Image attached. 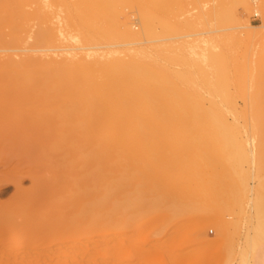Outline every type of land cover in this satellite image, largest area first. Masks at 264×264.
Masks as SVG:
<instances>
[{
    "label": "rangeland",
    "instance_id": "1",
    "mask_svg": "<svg viewBox=\"0 0 264 264\" xmlns=\"http://www.w3.org/2000/svg\"><path fill=\"white\" fill-rule=\"evenodd\" d=\"M141 1L142 0H96L97 3L94 4L92 7H90V10L96 13L98 20L94 21L95 23L92 22V20H91V21H89L90 23L88 22V24H86L85 22H81L79 20L78 16H76V10H75L76 0H8L9 6L13 7L18 13L21 14L20 15V22L23 23L24 28L20 32H18V35H15V36L7 34V33L5 35L4 34L0 35V57H2L3 59L15 57L14 59H16L17 56L20 55L19 56L20 58L21 57L24 58V57L29 56V57H33L36 60L38 59L40 61H43V59H45V60L48 59L47 57H43V56H46V54L49 56H51V54H52L54 56L55 54H58V53L61 54V52L63 54L65 52V53L82 55L86 51H99V50L100 51H106V50H110V49L111 50L112 49L113 50H116V49L122 50V48L127 49L129 47L130 48H140V47L145 48L146 47V51L149 50L148 52H150V53H148L149 57H150V54H153V55H151V57L153 59L159 60L160 58H163L164 61L162 59H160L159 61H161L162 64L166 68H168L170 70L174 69V70L178 71V70H182L181 69L182 66L179 63H177L176 61H174V57H176V58H178V57L187 58L188 57L187 58L188 60H190V57H192V58L195 57L194 59L191 58L193 61L195 59H200L199 57H201V59H203L206 57V55L210 56V54H207L208 52L209 53L211 51L215 52L217 49L220 48L219 50L221 51V54L223 53V55H224V56L221 55V59H224L223 61H225V62H222L220 60L219 61L224 63V64L227 63L225 65H227L226 69L228 70L226 72L227 75L224 76L223 74L225 73L224 72L225 68H223L224 73H222V75H223V78L225 77L224 79L220 78L221 75H215V73L213 72V70H211V68H207L208 65L206 66L205 62L203 63V61L206 58L203 60H199V61L201 62L202 65H205V67H206L204 69L205 72H203V73H205V77L210 76L208 79H211V80L203 78V74L200 73V75H199L197 70L194 69V71L197 72L196 77H197V81H199L198 84L201 85L200 89H202V87H203V90L205 91V92L204 91L202 92L200 90L201 93L203 94L202 96H204V99H203L204 105L209 106V105L215 103V101H216V103H218V105L220 104L223 107H227V104H228L229 106H231V108H235V110H237V112H236L237 113L236 118L238 117L237 119L233 118L235 116V114H233V112L232 113L230 112L231 114L228 115V117L224 119L225 122L223 121V118H222V121L220 120L222 123L219 121V119L218 120L212 119L213 121L209 120L210 122H207V120H205V123H204V120L203 121L185 120V121H183L184 123L181 120H180V122L178 120V122L173 121L172 123H166L171 128L167 127V125L165 123L164 124L163 123L162 124H155V125H153V124L145 125L144 124V127L148 126L146 128H148L149 130H150V127L156 126V129L150 130V133H151V131L154 130V132L156 131L155 132L156 134H158V135L161 134V135H159L160 138L158 137V135H156V137L158 139H156V138L153 139L155 137L154 132H153L154 137L152 136V138H151L150 133H148L149 132L148 129H144V131H148L146 133L143 130H142L143 132L142 131L141 132L135 131L136 132L135 134L138 135V136H135L136 138L139 137V134H141V135L144 134L143 136H145L147 134L146 135L147 137L145 136L147 140L145 138H142L141 135H140V139L142 138L143 140L142 139L140 140L139 138L138 139L133 138L134 133H131V135L129 134L127 136H122V135H120L119 137L117 136V139L122 138V140L121 139L117 140V143L119 141L118 146H121L122 144L125 143L127 145V147L124 146V147H126L125 148L126 150L123 152L122 149H124V148H121L123 146H121L120 149H118V146H117L116 151L114 152L115 155H112L113 153L111 155L113 157L115 156L116 157L115 159H117V160H118V157H120L121 159L120 158L119 159L121 160V162H122V160L124 162L126 160V163H128V164H130L129 162H127L129 159H130V162H133L131 160V157H132V159L133 158L135 159L137 157L135 159L136 161H134V163L135 164L139 163L140 165H142L143 169L140 168L141 166L139 164L137 165L138 166V168H137V166L134 165L133 163H131V165L129 166L128 164H125L124 162H122L123 164L128 166V168L127 167L124 168L125 165H121L120 160H118L119 161L118 165L119 166L121 165L123 167V169H122V167H119L118 165H116V168H115V164L118 163V161L117 162L113 161L114 163L116 162L115 164L111 163L114 158L110 155L111 156L110 158H113V159L111 161H109V163L113 164L114 168L117 169V171L120 170V172L119 171L117 172L114 168H112L113 167L112 165L109 166V163H107V165L109 166V167H107L108 172H107V170L105 171L106 167L103 170H104V175L106 172L109 173V175L104 176L102 174L103 172L101 173V175H103L104 180L106 179V177H109L110 179L109 180H107L108 178L106 179L107 181H109L108 183L105 182L106 180L104 181V185L107 183L104 187L109 188L110 181L112 182L113 179L115 180V178L111 179V177L114 176L113 173L116 175L114 177L119 178V179L116 178V180H115L116 186L114 184L115 181H113L114 189H116L117 187L119 188L122 185L124 186V183L126 185H128L130 183L128 181L129 180L131 181V179H132V183H133V181L135 183L136 180H133V178L137 175L136 173L137 172L139 173V171L141 170V172L143 171L142 173L144 176H142L141 174H140L141 176H139V174H138L137 176H139V177L137 178V176H136L134 178V179H137L135 185L141 183L142 187H144L143 185H145L144 189H146L147 187H152V189L147 188V190H146L147 193H149L148 191H150V190L153 193V191H154L153 188H156V192H155L156 194L155 193H153V194H155L156 196H159L158 195L159 192H160V194L161 193H167V191L170 192V189H169V188H171L170 186H172L175 183L171 188V190H173V188H174V190L172 191L173 194H171L172 196L169 194V192L167 194L171 198L173 197L174 194H176L175 195L176 197H173L171 199V198L167 197L168 196L167 194L165 196H163V194H161L160 195L161 197H166L167 200L171 199L173 201V203L169 204L171 201H169V203H168L166 198H164L166 201L164 199H161L162 201L164 200V204L161 203L162 207H163V205L164 206L166 205L164 208H162V210L159 209L161 205L160 206L158 205L159 207L156 206L157 210L159 209L158 211L156 210L157 213H156V211L152 212V210H154V209H152L150 213L145 212L147 215H145V213H142L143 212L142 211L141 214H144V216L143 215L139 216L140 210H138V209H141L142 206L138 207V209H137V205H138L137 202H139V201L141 202L143 200H146V203H147V199L150 198L151 194L149 193L150 196L147 197V196H145L147 194L145 191H143L144 193L139 192L138 189L143 190V188L140 189L139 185L137 186L139 188H137V187L135 188V186H133L134 191L130 187L133 184L132 185L129 184V188L127 186H126V188H124L125 186L124 187L122 186L121 187L122 190L125 189L127 191L131 188V190H129V192L133 191V192L129 193V192H125V191L120 190V191H122V193L125 192L126 195L123 193L124 197H126L128 195L127 193L131 194L130 196L132 197V199L128 198L129 196L126 197L127 199L126 198L125 199L128 201L131 200L132 202H130V203H132V204H130V206H128L129 202L124 201L125 207L128 206L130 211L133 210L132 211L133 214H135V210L137 209L138 213H136V214H138V215H136V214L135 215L139 216V217L135 216L136 218L133 215H131L132 213L129 212V210H128L129 213L127 212L128 207L124 208V205H123V208L121 207V209L118 207L119 205L117 206L121 210V212L116 210L117 216L114 213L115 212L114 210H113L114 212H112V210H110L112 212L110 215H109V211L106 210L109 207H110V209L113 208L114 207L113 205H115L116 203L117 204H120V203L124 204L123 200H125V199L123 198V196L120 194L121 192L119 191V189H121V188H119L118 190L116 189L115 191L120 192L117 194L120 195L122 197V199H121V197L115 199L117 202H115L113 204L111 201H114V200H110L111 203L110 202L109 203L112 204V206L110 204H109L110 206L106 205L105 210H104V206H105L104 201L106 199L104 197L103 198V199H105V200H103L104 203L102 206H100V209L104 213V215L105 214L107 215V213L105 211L108 212V215L110 217L112 214H113V216L115 214V216L114 217L112 216V217L114 219H116L118 217L117 219H120V220H118V222H120V221L122 222L126 216V219L122 223L120 222V224H117L118 226L113 225V227H112V225H111V227L113 228L112 232L114 230V232L116 234L114 235V233L110 232L111 235H107L108 237L110 236L109 237L110 239L111 238L113 240L115 239L114 241H116V240L120 241L119 239L121 238V240L123 241V243H121V244H125V245L120 244L121 246L118 245L119 247H117L115 244H117L118 242H115L113 244L112 239H111V241H107V243L110 246L113 244L117 247V249H116V248H114L115 246H113V248L115 250L114 252H116V251L117 252L114 253L113 257L107 258V260H109V262H107L105 264H117V263L123 264L124 262H126L127 264H128V262H129V264H131V263L132 264H145V262H147L146 264H148L149 259L154 257V255L156 256V257H154L155 260L158 259L161 262L164 259V261L161 262V264L162 263L163 264H173L176 261L175 258H177V256L179 257V255L182 257V258H179V260L182 262L180 263V261H178V262L176 261L177 262L176 264H182L186 259H187V261H185L186 264L188 263L189 260L191 261V262L189 261L190 264H195V263L196 264H260V263L264 264V38H260L259 40H257V42L255 41L256 43H253L254 41L248 42L247 40L244 39L243 36H242V38L240 37V39L234 36L238 31H240V29L238 27L243 26L244 24H248V25L254 26V27H261L262 25H264V0H163L162 4L160 6L154 5L153 1H151V0H144L143 2H141ZM254 12H258L259 18L256 19V18L252 17ZM126 26L132 27L133 31L137 32L136 37L124 38L121 35L122 31L124 30V27H126ZM241 31H242V29H241ZM229 34H230V36H229ZM220 38H222V39H220ZM230 38H232V39L235 38L232 43H230L231 42ZM185 41L186 42L188 41V42L186 43ZM182 42L183 43L185 42V43L183 44ZM220 42H221V44H220ZM187 44L188 45L190 44L192 47L190 45L188 46ZM158 47H160V48H158ZM157 49H158V52H156ZM161 49H162V51H161ZM29 50H33V52L29 53ZM159 50L162 54L159 53ZM219 50H217V51L220 52ZM195 51H196V53L194 54ZM218 52H217V54H218ZM217 54L214 56H217ZM156 55H157L158 59H157ZM196 56H198V57H196ZM176 58H175V60H176ZM57 59L60 60V59H62V57H60V58L58 57ZM196 61L197 60H195V62ZM194 71H193V73H194ZM206 73L209 76H207ZM213 73H214L215 77L220 78L219 81H217L216 78H214ZM200 77L204 79V80L202 79L204 81L203 84H202V81H200L201 80ZM207 80H208V82L210 81L212 84L209 82L208 83L209 85L205 88V85H207ZM212 90H214L213 92H215V93H213ZM208 92L209 93L212 92V94L210 95ZM209 96H210V98H209ZM211 97L213 98V101H212ZM208 100H210V101H208ZM39 105H40V103L38 104V102L33 103L32 105L31 104H23L20 106V108L18 110L20 113H26V110L39 108ZM51 110H53V109H51ZM215 120L217 121V123L215 122ZM166 121L169 122L170 120H166ZM189 121L192 122L190 125L191 129H186V128H189V124H190ZM236 121H238V122H236ZM185 122H186V124H185ZM197 122H199V123L202 122L200 124L201 126ZM213 122L216 124L214 125ZM55 123L56 122H53L52 128L50 129L51 131H50V130L43 129V128L39 127L38 125H30L27 122L18 123L16 119H12V118L9 119L8 115L7 114L5 115L4 119H2V122H0V180H13L16 176H20V174H22V175H26V178L23 180L22 184L24 187H28L30 185V179H29L30 176L35 177V178H42V179L50 178L51 179V176H53L57 172V170H60L59 164H53V161L51 160V157H50L53 155V152H54L53 150L58 149V148H54V146H56V145L52 144V141H53L52 138H54L55 131H56ZM175 123H177L178 125ZM194 123L197 125V127L196 126L193 127L195 125ZM210 123H213L212 127H214L213 129H215V130L218 129L217 125L220 126L219 128L223 127L222 128L223 132H220V133L216 132V134H215L214 130L212 131L207 126L208 124L210 125ZM224 123L226 125H228V127L224 126L223 125ZM174 124H175V126H174ZM192 124H194V125H192ZM205 124L207 127L205 126ZM141 125L142 124H139L138 126H141ZM157 125L160 127L166 125L165 127L167 129L169 128V130L166 129L165 131H163L164 130L163 129L162 130L163 134H162L161 128L158 129ZM181 125H183V126L181 127ZM229 126H231L230 127L231 130L229 129ZM200 127L206 128V132H205L206 135H205V133H202L204 131L201 130L202 131L201 133H202L204 139L203 138L200 139V137H202V135L200 134ZM212 127L210 125V128H212ZM197 128L199 129V131L195 133L194 130H198ZM181 129H183V130H181ZM157 130L158 131L160 130L161 133L157 132ZM173 130H176V131H174V133L176 132V134L173 133ZM184 130H187L186 132H184L185 136H184V134H182ZM188 130L190 132H188ZM203 130H205V129H203ZM209 130H211V131H209ZM179 131H182V133ZM208 131L213 132V134L216 135L215 136L211 133L215 137V139L214 138L210 139L212 137V135L210 137V133H208ZM216 131H221V129L216 130ZM187 132H188V134H186ZM191 132L195 136L192 135ZM166 133H167V135H165ZM172 133H173V135H172ZM177 133H179V136H177L178 135ZM229 133L231 136L229 135ZM169 134L172 136H170ZM220 134H222V135H220ZM151 135H152V133H151ZM207 135H209V136H207ZM131 136H133V137H131ZM148 136L150 137V139ZM182 136H183V139H180V138H182ZM204 136L208 137L209 139L204 137ZM191 137H193L194 141ZM167 139H170V140H167ZM138 140H140V143L137 142ZM150 140H151V142H149ZM156 140H158V141L160 140V143H162V142L163 143L160 144L158 141L156 142ZM180 140L182 142L184 140H186V141H184V143L182 145V142H180ZM211 140H215L216 143H215V141H211ZM218 140H220V141H218ZM134 141H136V143H134V144L131 143ZM146 141H148L149 143ZM167 141H170V142H167ZM207 141H209V142L207 143ZM239 141H240V143H239ZM154 142L157 146L154 144ZM120 143H121V145H120ZM137 143L139 144V146L141 144L142 149L138 146ZM172 143H174V144H172ZM178 143L181 144L182 146L181 145L179 146ZM200 143L201 144L203 143V144L201 145ZM132 144L134 145V148H133V146L131 147ZM150 144H152V145H150ZM153 144L159 150H157L156 147L153 146ZM159 144L163 149L165 148L164 150H166V151L161 150L162 148H159L160 147ZM163 144L165 145L164 147H163ZM206 144H208L207 145L208 147L206 146ZM212 144H214V145H212ZM216 144H217V146H216ZM222 144H223V146H222ZM240 144H242L244 147L243 146L241 147ZM145 145H146V147L149 146L151 148V149L149 148V151H151L154 147L155 149H153V150H155V151L161 150L164 152L160 151L161 154H159V152H158V154L161 155V156H158V154L156 153L157 151L156 152L152 151L153 154L155 153L159 157V158H157V156L156 157L154 156L155 154L154 155L150 154L152 152H149L147 150L148 147L147 148L144 147ZM168 145H170V147H168ZM210 145H212V147ZM171 146H172V148H171ZM178 146H179V148H178ZM186 146H187V148H186ZM190 146L192 147L191 149L189 148ZM202 146H203V149L201 151ZM227 146H228V148H227ZM56 147H59V146H56ZM136 147H137L138 151L136 150ZM174 147H175V149H174ZM176 147L178 149H176ZM209 147L213 148V150L212 149L210 150ZM237 147L238 148L240 147V148L238 149ZM181 148H183L185 150V152H183L184 150ZM205 148H206V152H205ZM214 148H216V149L218 148L217 153H216V149H214ZM130 149H133L134 151L133 150L131 151ZM173 149H174V151H173ZM179 149L182 150L181 154L179 153L181 151ZM233 149H234V151H233ZM119 150L121 151V153ZM140 150H144L145 152L142 151V153L139 154L141 156L135 154V153H140L139 152ZM168 150H171V151H168ZM176 151H178V153ZM200 151L202 153H200ZM207 151H208V153L209 152H211V153L208 154ZM130 152H134V153L129 154ZM147 152H148V154H147ZM226 152H228V153H226ZM229 152L231 153V155H228V154H230ZM80 153H82V152H80ZM90 153L95 154L97 152H94V151L91 152L90 151L89 155H90ZM124 153L125 154L127 153L125 155L126 158L124 157ZM144 153L146 154L145 157L142 156ZM192 153H194V154H192ZM218 153H220V154L223 153V154L220 155ZM116 154H118V155H116ZM162 154H163L164 158H163ZM165 154L166 155L169 154V159L172 157V159H170L171 160L170 161L168 159V155L166 156L167 157L166 160H168L170 162L169 163L168 161H166L167 164L169 163L168 165L165 163H164L165 165L162 164L163 163L162 160L165 159ZM173 154H174V157L171 156ZM202 154H204L203 157H202ZM216 154L218 156H216ZM226 154H227V156H226ZM244 154H247V156ZM78 155H77V158H80V156L78 157ZM175 155H177V156H175ZM208 155H210L211 157H208ZM127 156H129V159H127L128 158ZM138 156L140 158L141 157L143 158V160H141L142 162L138 160V158H139ZM199 156H201L203 159ZM220 156L223 159H220L219 158ZM87 157L89 158V156H87ZM207 157H208V159L210 158L211 160L210 159L207 160ZM216 157H218L219 159H217ZM225 157H226V160H225ZM237 157H238V161H237ZM160 158L162 159L160 162H162L161 164L163 165V167L161 166V168H159L161 165L160 162H158V161L156 162V159L160 160ZM179 158H181L180 159L181 161L179 160ZM198 158H201L203 161L202 160L200 161V159H198ZM148 159H150V160L148 161ZM153 159L155 160L154 161L155 164L156 163H158V164L155 165L154 162L152 161ZM173 159H175V161ZM176 159L179 160L180 163ZM182 159H183V161H182ZM193 159H195V160H193ZM196 159L199 162L196 161ZM79 160L80 159H78L77 161H79ZM145 160L148 161V163ZM205 160H206V162H205ZM220 160L224 163L220 162ZM208 161H209V163H208ZM213 161H215V162L213 163ZM241 161H242V163H240ZM145 162L148 165L150 163L149 168L145 167ZM192 162H194V163H192ZM201 162H202V164H200ZM211 162H212V164H211ZM232 162L233 163L235 162L234 165L232 164ZM230 163H231V165H230ZM77 164H78V162H77ZM172 164H173V166H172ZM203 164H205V166H207V164H208L209 168L207 166L206 168H208V169H206ZM224 164H225V166H224ZM227 164H228V166H226ZM62 165H61V168H62ZM66 165H68L66 169L70 168L69 171L72 170V168L74 167L72 163L70 165L69 164H66ZM132 165H134V166H132ZM169 165L172 168H174V166H177L178 169L176 167H175L176 169L175 168L170 169ZM194 165H197L199 167H197V166L195 167ZM219 165H221L223 168L220 167ZM135 166L137 169H140V170H137L135 168ZM151 166H153L152 169H153L154 173L151 171ZM156 166H158L159 170L156 168ZM164 167H165V169H168L169 172H167V170L164 171L163 170ZM189 167L192 168L191 169L192 171H195L199 168L198 171H196L197 174L201 173L198 175L199 177L201 175H204L205 173H207V174H205V176L200 177V179H202L201 181L198 178V176L195 175L196 172H193L194 174L188 173V178H187V176H186L187 172L188 171L192 172L191 170H189ZM224 167H225V169H224ZM131 168H134V169H132L133 173H131L129 171ZM210 168H212V169H210ZM124 169L126 171L128 170V172L130 173V175H128L129 178H128V176L126 178V176H124V175H123L124 178H122L121 173L126 172V171H123ZM160 169L163 170V172L167 175V180H166V175ZM193 169H195V170H193ZM121 170H122V172H121ZM135 170H137V171L134 172ZM170 170L171 171L174 170V171L171 172ZM219 170H220V172H219ZM150 171H151V173L154 174V176L152 174L153 177L150 175V177H152V178L146 179L145 176H146V174L149 176L148 173H150ZM159 171L161 172V174ZM182 171H184V172H182ZM228 171H229V173H227ZM146 172H148V173H146ZM157 172H159L160 175ZM174 172H176V173H174ZM111 173H112V175L110 177ZM162 173L165 176H163ZM171 173H174L175 175H173V174L171 175ZM210 173H216L215 175H217V176H215L214 174L212 176V174H210ZM220 173H221V175H223L222 179H220L221 178ZM126 174H127V172H126ZM131 174H133V175L131 176ZM156 174L161 176L160 179L158 178L159 176H157ZM180 175H182V177H180ZM183 176H185V177H183ZM211 176L213 179L211 178ZM214 176H215V180H214ZM130 177H133V178H130ZM155 177H157L156 178L157 180L159 179L158 184H160V186L162 184L160 182L161 178L162 179L164 178L166 183L169 182L166 185L165 181L162 180V182L165 183V185L163 183L162 186L164 185L165 188L167 187L168 188L167 191H165L166 189L164 190L163 187H159L156 185ZM176 177H178V178H176ZM216 177H217V179H220V181H218L216 179ZM141 178L143 181L139 182V181H141ZM204 178L206 180L207 179H209V180L211 179V180L206 181ZM125 179H126V181L128 180L127 181L128 184H127V182H124L122 184L123 180L125 181ZM138 179H140V180H138ZM172 179H174V180H172ZM197 179H199L200 182H202L204 180V182H202V183H204V185L206 184L204 186L205 188H206V186L208 187L209 184H212V186L214 184H216L217 189L215 187H213V189L215 188L216 190L214 189V191L219 192L220 195L218 196V194H217L216 198L213 197V199L210 198V200H208V197L204 194L206 201L203 199V197H202L203 195L199 197V195H201V194H199L200 192L197 191V189H198L197 187H200L203 184L202 183L200 184V182ZM179 180H180V182H179ZM193 180L196 184H198V182H199L200 185L196 186L195 183L193 182ZM146 181L147 182L150 181V185L152 184V186H149V184H147ZM151 181H154V182L152 183ZM215 181H218L219 183H216ZM171 182L172 183L174 182V183L172 184ZM206 182H208V183H206ZM170 183H171V185H170ZM176 183H178V184H176ZM182 183L183 184L186 183V185H183ZM113 185H110V186L113 187ZM179 185L183 189V191L181 190V188L176 187ZM188 185L191 187V189L188 187ZM153 186H155V187H153ZM194 186H195V190H194ZM209 186H211V185H209ZM112 187L108 189L109 192H107L104 189L105 194L110 193V191H111L110 189H112ZM186 187H188V188H186ZM208 188L210 189L211 187H208ZM114 189H112V190H114ZM135 189L138 192H135ZM157 189H158V192H157ZM176 189H178V190H176ZM12 191H13L12 186H9L8 193L6 194V196H4L1 199H5V200L8 199L10 194L12 193ZM174 191H176L177 193H174ZM187 191H188V193L190 192L189 193L190 195L187 193ZM205 191H203V192H205ZM214 191H211V192H214ZM70 192H68L67 196L63 195L62 198H64V199L62 201H64V200L66 201V199H67L66 197H68L69 194H71V193L72 194L69 197L75 196L73 191L71 193ZM172 192H170V193H172ZM115 193L116 192H114V194ZM133 193H136L135 197L137 196L136 197L137 200L136 199L134 200L135 197H134ZM196 193L199 195H196ZM63 194H65V193H63ZM142 194L143 195L145 194L144 196H145V198L146 197L147 198L144 199V196ZM177 194L179 195V197H177L178 196ZM184 194H186V195H184ZM206 194H207V192H206ZM214 194H216V193H214ZM103 195H104V193H103ZM142 196H143V198H141ZM108 197H109V194H108ZM108 197H106V198H108ZM159 197H157V198H159ZM110 198H112V197H110ZM157 198L153 195L149 201H156ZM176 198H178V199H176ZM161 200H160V202H162ZM24 201L25 200H18V202L16 201L14 204H8L7 208L9 211H15V210L20 211L21 208H23L22 203ZM118 201H120V202H118ZM107 202H108V200H107ZM140 202H139V204H140ZM157 202H158V200H157ZM144 203L145 202L143 201V205L146 204V203L145 204ZM106 204H108V203H106ZM133 204H135V205H133ZM168 204L171 207L167 206ZM132 205L135 206L136 209H133ZM140 205H142V202ZM167 207L170 209H168ZM181 207H182V210L179 211V209H181ZM94 209L92 212L93 214L96 212L100 213L99 208H98V210L97 209L94 210ZM172 211L176 212V213H173ZM125 212H126V214H125ZM183 212H185V213H183ZM169 213H171V214H169ZM180 213H183V214L179 215ZM57 215L58 214L55 213L50 207H48V206L45 207V205L41 206V207L34 208L30 212V214H28V216L32 217V218L51 216V217H55V219H58L59 215L58 216ZM108 215H107V217L109 218ZM130 215H131V217H130ZM159 215H161L160 216L161 219L164 218L163 221L165 220L166 223L168 220L167 225L161 219L157 220L156 221L157 223L154 221L155 218L156 219L159 218ZM164 215H165V217H164ZM166 215L168 218L167 220L165 219ZM91 216H92V214H91ZM128 217H129V219L134 217L133 220H136V221H133L132 219H130L132 221V223L134 222L133 224L129 220L130 225L132 224L130 226V228H129V226H126L127 224H129L127 222ZM60 218L62 219L63 216H60ZM122 218H123V220H122ZM145 218H147L150 222L153 220L151 222V224L148 221V223L150 224V225H148V228H147V224H145L146 223L145 220H147ZM142 220H144V221H142ZM138 221H141V222L138 223ZM161 221L165 224V225L163 223L161 224L163 227V230H162V228L160 229ZM118 222L116 221V223H118ZM124 222L127 223V224L125 223L126 225L124 224L125 226L122 225ZM116 223H114V224H116ZM153 223L157 224L158 228L160 229L159 230L160 232H156L157 234L155 233V230L153 231L154 233L151 234V232L153 230L151 228H153V226L155 225V224L153 225ZM136 224L138 225V227ZM144 224H145V226H144ZM176 224L178 225L177 228L180 227L179 228V230H180L179 234L180 235L177 232L178 229L175 227ZM179 224H180V226H179ZM83 226H84V224H83ZM86 226H88V225H86ZM143 226L145 227V231H146V232H144V234L147 233V235L146 234L142 235V237L144 236V238H145V236H147V237L150 236V238L148 239V242L145 239L143 240L142 238H139L140 240L144 241V242L142 241V243H144V244L141 245L142 243L137 244V242L139 240L136 241L138 239L136 237L138 234H139V236H141L140 233H142L141 230H143L141 227H143ZM150 226H151V228L149 229ZM78 227L79 228H77L76 230H75V228H74V230H72V227H71V229L70 228L64 229L60 232L61 234L59 236H57L55 238H51V237L47 236L46 234H44L46 232H43L40 234L39 233H28L24 230V229H26V227L20 226L19 228H16L14 231H9V230L3 231L2 232V234H3L2 238L4 239L5 246H7L8 251H15V250L19 249L20 252L23 253L21 255L24 256V254L26 253L29 256L31 255L33 257H35V255L37 253L42 252V256L35 261L36 263L34 261H33V263H32V261L30 262L32 264H61V261H62V264H95V263L102 264V262H95L94 263L93 261L91 262L90 260H87L88 262L83 261L82 259L87 257V256L84 257V255H86L88 252L86 253V251H82V250L86 249L88 251V250L93 249V250L89 251L91 253L97 249L96 251L99 252L98 246H100V248H101L100 252H103L104 250H102V248H103L104 244L107 246H108V244H106L105 242L101 243L100 240H102V239L100 238V235H98V236L95 235L96 233H94V236H90L92 234H90L89 237L83 236V234H82L83 231L84 232L86 231L85 226L83 228L81 226H78ZM134 228H136V230H135L136 233L133 230ZM146 228H147V230H146ZM154 228L156 229L155 226H154ZM138 230H139V232H138ZM210 231L212 233H209ZM175 232H177V233L175 234ZM171 233L172 234L174 233V236H175L174 238H176V239L178 238V237H176L178 235L180 237L183 236L181 238H178L179 241L182 242V244H179V247L177 246L178 249L175 248L176 245H174V244H178L180 242L177 241L176 239H172V241L174 243L172 242V246H170V247H171V250H173V253H172V251L171 252L169 251L170 248H169V250L165 249V246L167 245V243H168L167 249L169 247V244L171 243V241L169 242V240H170L169 235H172ZM122 234H125V235H122ZM72 235L77 236V237L79 235V239H77V238L72 239L71 238ZM153 235H155V236H153ZM156 235H157V237H156ZM185 235H189L190 237L189 236L188 237L190 239H188V240H191L188 243H186L187 242L186 241L185 242L186 244L183 243L186 240L184 238L185 237L187 238V236H185ZM74 236H73V238H75ZM107 236H106V239L108 238ZM126 236H127V238H126ZM9 237H12L13 240H8ZM129 237H130V239H129ZM117 238H119V239H117ZM192 238H193V240H192ZM133 239H134V241H132V242H136V243L132 244V243H130L131 242L130 240H133ZM182 239H184V241H181ZM89 240H92V241H89ZM165 240H166V243L165 242L164 243L166 245L163 244V242H162ZM159 241H161L160 245H158ZM99 242H100V244H97ZM129 243H130V245H129ZM152 243H154V244H152ZM84 244L85 245L87 244V245L85 246ZM126 244L129 245L130 248ZM134 244L137 247H135ZM94 245H96L95 246L96 248L94 247ZM151 245L154 248L150 247ZM155 245L158 246V248L163 249V250L158 249V251H159L158 254L156 251L157 249H155V248H157ZM161 245L164 247H162ZM181 245H183V246H181ZM107 246H104V248H107ZM110 246H108V247H110ZM122 246H123V248H122L123 251H122V249H119ZM124 246H127L128 248H126ZM159 246H161V247H159ZM87 247H89L90 249H88ZM142 247H143V251L140 250L141 252L137 253L138 249H140V248L142 249ZM183 247H184V249H183ZM67 249L69 250V252L67 251L68 253L65 252ZM131 249L135 250V251H133V254H131L132 253ZM144 249H146V251ZM153 249H155V250H153ZM63 250H65V251H63ZM70 250H72V251H70ZM108 250H110V248ZM119 250H121V251H119ZM124 250H125V252H124ZM147 250L148 251L150 250V252H151L150 254H152L151 255L152 257L148 255V258L150 257L149 259L146 258L147 257L146 252H148ZM151 250L153 252L156 251V253H153ZM164 250H166V251H164ZM181 250H183L184 252ZM188 250H190V251H188ZM75 251H77V252H75ZM162 251H164L163 254H162ZM167 251H169L170 255H172V256L175 255V253L177 251V253H176L177 256L175 258L173 257L174 260L170 259L171 260L170 261V260L166 259L165 256L169 255V253ZM62 252L67 253V255L70 253V255H68V256H70L71 259H69L70 257H68L66 255L64 256V253L62 254ZM83 252H84V254H82ZM100 252L96 255L100 256V254H102ZM165 252H167V253H165ZM122 253L124 254L125 257L128 254H129V256H127L125 258ZM185 253H187L188 256H186L187 254H185ZM192 253L195 255L197 260L195 257H193ZM130 254L134 255V256L132 257ZM143 254H145L146 257ZM184 254H185L184 258L187 257L186 259L183 258ZM191 255H192V257H190ZM114 256H116V258H119V256L121 258L123 256V258H121L120 260H117V259H113V258H115ZM51 257H53V258H51ZM65 257L68 260H66ZM140 257L146 259V260H144L145 261L144 263H143V260H139ZM189 257L191 259H189ZM128 258H130V260ZM168 258H170V257H168ZM26 259L27 258H25V260ZM64 259L66 260V262ZM79 259L82 261H80ZM131 259H133V260L131 261ZM72 260H74V261H72ZM97 260L99 261V259H97ZM127 260H129V261H127ZM138 260L141 262L139 263ZM152 260L153 259H151V261ZM155 260H153L152 262H155ZM110 261H113L114 263H112ZM151 261H149V263L154 264ZM160 262H158V263L155 262V263L159 264ZM19 263L25 264L24 262L23 263L19 262ZM185 263H183V264H185Z\"/></svg>",
    "mask_w": 264,
    "mask_h": 264
},
{
    "label": "bare ground",
    "instance_id": "2",
    "mask_svg": "<svg viewBox=\"0 0 264 264\" xmlns=\"http://www.w3.org/2000/svg\"><path fill=\"white\" fill-rule=\"evenodd\" d=\"M143 1L144 0H142L141 2H143ZM151 1H153V4L154 5L160 6L162 4V1L163 0H151ZM96 3H97L96 0H76V7H75L76 16H78V18H79V20L81 22H85L86 24H88V22L91 21V20H92V22L98 20L96 13L90 10V7H92ZM20 15L21 14L18 13L13 7H10L9 6L8 0H0V35H2V34L5 35L6 33L7 34H10V35H14V36L15 35H18V32H20L24 28L23 23L20 22ZM238 28L240 29V31H238L236 34L234 33L235 34L234 36L237 37V38H239V39H240V37L242 38V36H243L244 39L247 40L248 42L249 41H251V42L254 41L253 43H256L257 40H259L260 38H264V25H262L261 27H254V26H250L248 24H244L243 26H239ZM241 29H242V31H241ZM121 35L124 38H133V37H136L137 32H134L132 27L126 26V27H124V30L122 31ZM229 36H230V34H229ZM232 38H230L231 39V42L230 43H232L233 40L235 39V38L234 39H232ZM220 39H222V38H220ZM220 44H221V42H220ZM158 48H160V47H158ZM219 49H217V50H219ZM217 50L215 52H213V51H211L210 53L208 52L207 54H210V56L209 55H206V57H205L206 59L203 58V59H205L203 61V63L205 62L206 66L208 65L207 68H211V70H213V72L215 73V75H221L220 78L224 79L225 77L223 78V75L226 76L227 75L226 72L228 71L226 69L227 68V65H225L227 63H225V64L222 63V62H225V61H223L224 59H221V55L222 56H224V55H223V53L221 54V51L220 50H219L220 52H218ZM148 51H146V47L145 48H143V47H140V48H130L129 47L127 49L122 48V50H119V49H116V50H113L112 49L111 50L110 49V50H106V51H100V50L99 51H86L82 55L65 53V52H64L65 54L64 53L62 54V52H61L62 55L59 54V53L58 54H55L54 56L52 54H51V56H49V55L46 54V56H43V57H47L48 59H46V60L43 59V61H40L38 59L36 60L33 57H29V56L28 57H24V58H22V57L20 58L19 57L20 55L17 56L16 59H14L15 57L14 58L13 57L6 58V59H3L2 57H0V122H2V119H4V117H5L6 114L8 115L9 119H11V118L12 119H16L18 123H25V122H27L30 125H38L39 127L43 128V129H46V130H50L52 128L53 122H56L55 123L56 131H55L54 138H52L53 139L52 144L53 145H56V146H59V147L54 146V148H58V149L53 150L54 151L53 152V155L50 156V157H51V160L53 161V164H59V167H60L59 168L60 170H57V172L53 176H51V179L50 178H44V179H42V178H35V177H31L30 176L29 177V179H30V185L28 187H24L23 184H22L23 183V180L26 178V175L20 174V176H16L13 180H0V264H16V263L17 264H20L19 262H22V263L24 262L25 264H32L33 261L35 262L37 259H39L42 256V252L37 253L35 255V257H33L31 255L29 256L26 253L24 254V256L21 255L23 253L20 252L19 249L15 250V251H8L7 250V246H5L4 239L2 238L3 237L2 232L5 231V230L14 231L16 228H19L20 226L26 227V229H24V230L26 232H28V233H39L40 234V233L46 232L44 234H46L47 236H49L51 238H55V237L59 236L61 234L60 232L62 230H64V229H67V228L68 229L69 228L71 229V227H72V230H74V228L76 230L77 228H79L78 226H81L82 227L83 224H84L86 231L85 232L83 231V233H82L83 236L89 237L90 234H92L90 236H94V233H96L95 235H97V236L100 235V238L102 239V240H100L101 243L105 242L106 244H108L107 241H111L112 238L110 239L109 238L110 236L108 237L107 235H111V233H114V235H115L116 233L114 232V230L112 232V229H113L112 227H113V225L118 226L117 224H120V222H121V221L118 222V220H120V219H117L118 217L117 218L115 217L117 220L114 219L113 217L115 216V214L117 216L116 210L121 212L120 209H121V207L123 208V205H124V208H126V207L130 206V204H132V203H130V202H132L131 200L130 201L126 200L127 199L126 197L129 196L128 198L132 199V197L130 196L131 194H129V193H131V192L134 191L133 190V186H135V188H136L139 185L140 189L143 188V190H139L138 189L139 192L145 191L147 193V191H146L147 188L152 189V187H147V186H146L147 188L144 189L145 188V185H143L144 187H142L141 183L135 185L137 179H134V178L138 174H139V176H141V175L144 176L143 173H142L143 171L141 172L140 169H137L138 168L137 165L139 163L138 164H135L134 163V161H136L135 159L137 157L135 159L133 158L134 160L131 157V160L133 162H130L129 156H127L128 157L127 159H129L127 162H129L130 164L126 163V160H125V162L122 160V162H124L125 164H128L129 166L131 165V163H133L134 165L137 166V168H136V166H135V168L137 170H140L139 173L138 172L136 173L137 174L136 176L134 175L135 176L134 178L133 177H130V178H133V180H136L135 183H134V181L132 183V179H131V181L130 180L129 181L127 180L128 182H130L129 183L130 185L133 184L132 186H130L133 191L129 192V190H131V188L129 190H127V191L124 189V188H126V186L129 188V184L126 181V179H125V181L123 180V182H122V184L124 182H127V184H128V185H126L124 183V186L125 187L122 185L124 187L123 188L124 190H122V188H121L122 186L119 187L121 189H119L118 187L117 188L115 187V188L117 190L119 189V191L122 190V191H125V192H129V193H127L128 195L126 197H124L123 196V193L125 194V192L122 193V191H120L121 192L120 193L119 191L118 192L115 191L116 189H114L113 181H115L117 177H114V176H116L114 173H113L114 176L111 177V175H112V173H111L110 174L111 179L115 178V180L113 179L112 182L110 181L109 188L112 187L110 185H113L112 189H114V190L110 189L112 192L110 191V193H106L105 194V190L107 192H109L108 191L109 188L108 187L105 188L104 186L109 182L107 180H109L110 178L109 177H106V179L107 178L108 179L107 180L105 179L106 181L104 180V177H103L104 170L103 169L105 167L106 168L109 167L110 165L113 166V164H115L118 160L121 159L120 157H118V160H117V159H115L116 158L115 156L114 157L112 156V155H115L114 152L116 151V148H117L118 143H119V141L117 143V140L118 139H121L122 140V138H118L117 139V136L118 137L120 135L127 136L129 134L131 135V133H134L133 134L134 137L133 136H131V137L136 138L135 136H138V135L135 134L136 132H141L142 130L144 131V129H148V128H146L148 126L144 127V124L145 125H148V124L149 125H151V124L155 125V124H162V123L163 124L164 123L166 124V123H172L173 121L174 122H176V121L178 122V120H179V122H180V120L182 122L185 121V120H191V121L192 120H198V121L199 120L200 121H203L204 120V123H205V120H207V122H210L212 119H216V120L219 119V121L220 120L222 121V118H223V121L225 122L224 119L227 118L228 115H230L232 112H233V114H235V116L232 114L234 116V117L233 116L232 117L233 118H236V115H237L236 112H237V110H235V108H231V106H229L228 104H227V107H223L220 104L218 105V103H216V101H215L216 104L213 103V104H211L209 106H205L204 105V103H203L204 96H202L203 94L201 93V91L203 92L204 90H203V87H202V89H200L201 85L198 84L199 81H197V77H196L197 76L196 75L197 72L194 71V69L197 70L199 75H200V73H202L203 74V78L208 79L210 77L207 73H206V75L209 76V77H205V73H203V72H205L204 69L206 67H205V65H202L201 62L199 61V60H203V59H201V57H199L200 59H195V60H197L196 62H195V60H193L194 62L192 61V59H194L195 57L194 58L190 57V60L192 62L187 59L188 57L187 58H184V57L183 58L182 57L176 58V57H174V61H176L177 63H179L182 66V68H181L182 70H178L177 71V70H174V69L173 70L172 69L170 70V69L166 68L162 64V62L159 61L160 59L163 60V58H160L159 60L153 59L151 57V55H153V54H150V57H149V54L148 53H150V52H148ZM161 51H162V49H161ZM30 52H33V50H29V53ZM156 52H158V49L156 50ZM217 52H218V54H217ZM159 53L162 54L160 52V50H159ZM195 53H196V51L194 52V54ZM216 54H217V56H214ZM58 57L59 58L62 57V59L59 60V59H57ZM156 57H157V55H156ZM196 57H198V56H196ZM175 58H176V60H175ZM157 59H158V57H157ZM219 60L222 61V62H220ZM223 68H225V71H224ZM193 71H194V73H193ZM214 73H213L214 78H216V80L219 81L220 78L215 77ZM222 73H224V74L222 75ZM203 78H201V80H200V81H202V84L204 82L203 81L204 80ZM208 80H211V79H208ZM208 80H207V85H205V88L209 85L208 83L210 81L208 82ZM213 91L214 90H212V92ZM212 92L211 93L208 92V93L211 95ZM213 93H215V92H213ZM209 98H210V96H209ZM208 101H210V100H208ZM212 101H213V98H212ZM36 102H38V104L40 103L39 108H37V109L34 108V109L26 110V113H20L19 112L18 109L20 108L21 105H23V104H31L32 105L33 103H36ZM51 109H53V110H51ZM166 120H170V121L167 122ZM216 120H215V122L217 123ZM191 121H189L190 122L189 128H186V129H191L190 128V125L192 123ZM186 122H185V124H186ZM236 122H238V121H236ZM197 123H199V122H197ZM201 123L202 122H200L199 125ZM213 123H210L211 127H212V124ZM216 123H214V125ZM139 124H142L143 126L142 125H141L142 127L141 126H138ZM175 124H177V123H175ZM175 124H174V126H175ZM194 124H192V125H194ZM166 125H167V127H170L168 124H166ZM183 125H181V127ZM210 125L208 124L207 126L212 131L214 130L215 134H216V132H219V133L220 132H223V129H222L223 127L222 128H219L220 126L217 125L218 129H216V130L221 129V131H216L215 129H213L214 127L210 128ZM223 125L226 126V127H228V125H226L225 123ZM165 126H162V127L158 126L157 128L158 129L161 128V131L164 129L163 131H165L167 129ZM195 126L197 127L196 124L193 127H195ZM205 126H206V124H205ZM230 127L231 126H229V129H230ZM202 128L200 127V134L201 135H202V133H205L206 132V128H203L205 130H203ZM151 129H156V126L155 127L154 126L153 127H150V130ZM150 130H149V132L148 131H144V132L145 133L146 132L150 133ZM167 130H169V128ZM181 130H183V129H181ZM201 130L204 131V132H202ZM211 130H209V131H211ZM163 131H162V134H163ZM174 131H176V130H173V133H174ZM186 131L187 130H184L183 133H182V131H179V132H181L182 134H184V132H186ZM194 131L196 133V132L199 131V129L198 130H194ZM209 131H208V133H210V137H211V135L213 134V132H209ZM153 132H154V130L151 131L152 135L150 133L151 138L153 136ZM157 132H160V130L159 131L157 130ZM188 132H190V131L188 130ZM188 132L186 134H188ZM173 133H172V135H173ZM174 134H176V132ZM177 134H178L177 136H179V133H177ZM215 134H213V135H215ZM140 135L141 134H139V137H137L136 139H138V138L140 139ZM143 135L144 134L141 135L142 138H145L146 139V137H147L146 135L147 134L145 135L146 137L143 136ZM156 135H158V134L155 133L154 134L155 137L153 136L154 137L153 139H155V138L158 139L156 137ZM159 135H161V134H159ZM159 135H158V137L160 138ZM165 135H167V133ZM172 135H170V136H172ZM192 135H194V134L192 133ZM205 135H206V133H205ZM213 135H212V137L210 139H213V138L215 139V137ZM220 135H222V134H220ZM229 135H230V133H229ZM184 136H185V134H184ZM207 136H209V135H207ZM193 137H191V138L193 139ZM204 137H206V136H204ZM201 138H203V135H202V137H200V139ZM206 138H208V137H206ZM149 139H150V137H149ZM180 139H183V136ZM140 140H138L137 142L140 143ZM167 140H170V139H167ZM157 141L158 140H156V142ZM184 141H186V140H184ZM184 141L182 142L180 140V142H182V145H183ZM193 141H194V139H193ZM209 141H207V143ZM211 141H215V140H211ZM218 141H220V140H218ZM146 142H148V141H146ZM149 142H151V140ZM158 142L160 143V140ZM167 142H170V141H167ZM131 143L134 144V143H136V141L131 142ZM162 143H160V144H162ZM215 143H216V141H215ZM239 143H240V141H239ZM133 144L131 145V147L133 146V148H134V145ZM154 144H155V142H154ZM154 144H153V146L156 147L157 145L155 144L156 145L155 146ZM160 144H159V146H160ZM172 144H174V143H172ZM120 145H121V143H120ZM146 145L144 147H146ZM150 145H152V144H150ZM170 145H168V147H170ZM180 145L181 144H179V146ZM207 145L208 144H206V146ZM212 145H214V144H212ZM212 145H210V146L212 147ZM240 145H241V147L243 146L242 144H240ZM121 146H123V147H121ZM121 146H118V149H120V147L121 148H124V149H122L123 152H124L126 150L125 148L127 147V145L124 143ZM124 146H126V147H124ZM138 146H139V144H138ZM164 146L165 145L163 144V147ZM179 146H178V148H179ZM216 146H217V144H216ZM222 146H223V144H222ZM137 147H136V150H137ZM139 147L141 148V144H140ZM147 147H148L147 150L149 151V148L150 147L149 146H147ZM154 147H153V149H155ZM159 148H162V147L160 146ZM171 148H172V146H171ZM178 148L176 147V149H178ZM186 148H187V146H186ZM189 148L191 149L192 147L190 146ZM227 148H228V146H227ZM153 149L151 151H149V152H152V151L154 152L155 150H153ZM156 149L159 150L157 147H156ZM164 149L162 148L161 150H164ZM174 149H175V147H174ZM174 149H173V151H174ZM181 149H183V148H181ZM181 149H179V150H181ZM202 149H203V146L201 148V151H202ZM209 149L210 150L211 149L213 150V148H210V147H209ZM214 149H216V148H214ZM130 150L132 151L133 149H130ZM90 151L91 152L94 151V152H97V153H95V154H91L90 153V155H89V152ZM142 151H144V150H140L139 151L140 153H135V154L139 155V154L142 153ZM160 151H157L156 153L158 154V152H159V154H161V152H164L166 150L161 151V152ZM168 151H171V150H168ZM201 151H200V153H202ZM217 151H218V148L216 149V153H217ZM233 151H234V149H233ZM80 152H82V153H80ZM153 152L150 153V154L151 155H154L155 153L153 154ZM176 152L178 153V151H176ZM183 152H185V150ZM205 152H206V148H205ZM120 153H121V151H120ZM131 153H134V152H130L129 154H131ZM179 153L181 154L182 153V150ZM207 153H208V151H207ZM209 153H211V152H209ZM226 153H228V152H226ZM126 154L124 153V157H125ZM147 154H148V152H147ZM159 154H158V156H161ZM163 154H162V156H163ZM192 154H194V153H192ZM218 154H220V153H218ZM221 154H223V153H221ZM77 155H78V157L80 156V158H77ZM110 155L114 159L113 158H110L111 157ZM116 155H118V154H116ZM145 155L146 154L144 153L142 156L145 157ZM167 155H168V159H169V154H167ZM167 155L165 154V159H163V160L161 159L162 157L160 158V160L156 159V162L157 161L160 162L162 160L163 163L160 162V164L161 163L162 164H164V163L167 164V162H166V161H168V160H166V158H167L166 156ZM203 155L204 154H202V157H203ZM228 155H231V153L228 154ZM244 155L247 156V154H244ZM87 156H89V158ZM139 156H141V155H139ZM154 156L156 157L157 155L155 154ZM158 156H157V158H159ZM171 156L174 157V154L171 155ZM175 156H177V155H175ZM216 156H218V155L216 154ZM226 156H227V154H226ZM199 157H201V156H199ZM208 157H211V156L208 155ZM208 157H207V160L210 159V158L208 159ZM238 157H237V161H238ZM139 158H138L139 161L143 160L142 157L140 159ZM163 158H164V156H163ZM201 158H198V159H200V161H201L203 159V158L202 159ZM216 158L217 159H219V158L220 159H223V158H221V156L219 158L218 157H216ZM78 159H80V160L77 161ZM170 159H172V157ZM180 159L181 158H179V160ZM111 160H112L111 163H113V164H110L109 163V161H111ZM149 160L150 159H148V161ZM173 160L175 161V159H173ZM179 160H177V161L179 162ZM193 160H195V159H193ZM225 160H226V157H225ZM113 161H116V162L114 163ZM148 161H146V162L148 163ZM152 161L154 162L155 160L153 159ZM182 161H183V159H182ZM196 161H198V160L196 159ZM77 162H78V164H77ZM120 162H121V160H120ZM122 162H121V165H125ZM146 162H145V167L146 168H149L150 167V163L148 165ZM205 162H206V160H205ZM214 162L215 161H213V163ZM220 162H222V161L220 160ZM71 163L73 164V166H74L73 168L74 169L72 168V170L69 171L70 168L66 169L67 166H68L66 164H69L70 165ZM107 163H109V166L107 165ZM192 163H194V162H192ZM208 163H209V161H208ZM222 163H224V162H222ZM234 163L232 162L233 165H234ZM240 163H242V161ZM118 164H119V161H118V163L115 164V168H116V165H118ZM154 164H155V162H154ZM156 164H158V163H156ZM162 164L160 165L159 168H161V166L163 167ZM200 164H202V162ZM211 164H212V162H211ZM61 165H62V168H61ZM121 165L120 166L118 165V166L119 167H122ZM134 165H132V166H134ZM203 165L205 166V164H203ZM230 165H231V163H230ZM140 166H141L140 168L143 169L142 168V165H140ZM172 166H173V164H172ZM194 166L196 167L197 165H194ZM207 166H208V164H207ZM207 166H205V168ZM219 166L222 167L221 165H219ZM224 166H225V164H224ZM226 166H228V164ZM126 167L128 168L127 165H125L124 168H126ZM152 167L153 166H151V171L154 173ZM169 167H170V169L172 168L170 165H169ZM175 167L178 169L177 166H174V168ZM197 167H199V166H197ZM106 168H105V171L107 170V172H108V168L107 169ZM112 168H114V166ZM156 168L158 169V166H156ZM174 168H172V169H174ZM208 168H209V166H208ZM208 168H206V169H208ZM122 169H123V167H122ZM132 169H134V168H131L129 170L131 173H133V170ZM191 169L192 168L189 167V170H191ZM198 169L197 170L193 169L195 171H192L191 170L192 172H189L188 171L187 172V175H186L187 178H188V173L191 174L193 172L198 171ZM210 169H212V168H210ZM224 169H225V167H224ZM115 170L117 171V169H115ZM137 170H135L134 172H136ZM163 170L164 171L167 170V172H169L168 169H165V167H164ZM163 170H161V171L163 172ZM118 171L120 172V170H118ZM123 171H126V170L124 169ZM151 171H150V173L146 172V173L149 174V176L146 174V176H145L146 179L147 178L150 179V178H152L154 176V174L151 173ZM173 171H171V172H173ZM107 172L105 173L104 176L109 175V173H107ZM121 172H122V170H121ZM126 172H127V174H126ZM126 172L125 173L124 172L121 173L122 174V178H124V176H126V178H127V176L130 175V173L128 172V170ZM159 172H157V173L159 174ZM182 172H184V171H182ZM219 172H220V170H219ZM101 173L103 175H101ZM163 173H162V175L165 176L166 174L164 173L165 174L164 175ZM174 173H176V172H174ZM174 173H171V175L172 174L175 175ZM227 173H229V171ZM152 174H153V176H152ZM158 174H156V175L159 176L161 174V172H160L159 175ZM199 174H201V173H198L197 174V172H196L195 175L198 176ZM205 174H207V173H205ZM205 174L204 175H201V176H205ZM210 174H212V176H213V174L215 175L216 173H210ZM132 175L133 174H131V176ZM150 175L152 177H150ZM139 176H137V178ZM212 176H211V178H212ZM215 176H217V175H215ZM215 176H214V180H215ZM222 176L223 175H221V173H220V177H221L220 179H222ZM160 177L161 176H159L158 178L160 179ZM180 177H182V175H180ZM183 177H185V176H183ZM200 177L198 176L199 179H200ZM128 178H129V176H128ZM156 178L157 177H155V179ZM176 178H178V177H176ZM117 179H119V178H117ZM159 179L158 180L156 179V181H157V182L155 181L156 185L159 186V187H163V189L164 190L166 189L165 191H167L168 188L167 187L166 188L164 187L166 181L164 180V178L163 179L161 178L160 182L163 184L164 183V182H162V180H163V181H165V183H164L163 186H162V184L160 186V184H158ZM199 179H197V180L199 181ZM216 179H217V177H216ZM220 179H217V180L220 181ZM138 180H140V179H138ZM166 180H167V175H166ZM172 180H174V179H172ZM201 180L202 179H200V181ZM208 180L209 179H207L206 181H208ZM104 181L107 182L105 185H104ZM142 181L143 180L141 178V181H139V182H142ZM147 181H146V183L149 184V186H152V184L150 185V181L149 182H147ZM218 181H215V182L216 183H219ZM151 182L153 183L154 181H151ZM179 182H180V180H179ZM193 182H194V180H193ZM199 182H198V184H196L195 182L194 183H195L196 186H198L202 182H204V180L202 182H200V184H199ZM115 183H116V181L114 182V184ZM167 183H169V182H167ZM167 183H166V185H167ZM171 183H170V185H171ZM206 183H208V182H206ZM176 184H178V183H176ZM202 184L203 185H201L200 187H197L198 188L197 191L200 192L199 194H201V195H199L197 193H196V195H199V197L203 195L202 197H203V199L205 201H206L205 195L208 197V200H210V198L213 199V197L216 198L217 197L216 196L217 194H218V196L220 195L219 192L214 191L215 188L217 189L216 184L213 183L214 184L213 186H212V184H209L211 186H209L207 184L208 187H211L212 188V189L210 188L211 190L207 186H206V188L204 187L206 184L205 185H204V183H202ZM183 185H186V183L183 184ZM9 186H12V188H13V191L10 194L9 198L6 199V200L5 199H1L4 196H6V194L8 193ZM115 186H116V184H115ZM172 186H170V187L172 188ZM139 187H137V188H139ZM153 187H155V186H153ZM176 187L181 188L180 185L179 186H176ZM188 187L191 189V187L189 185H188ZM188 187H186V188H188ZM213 187H215V188L213 189ZM171 188H169L170 189V192H172L174 190V188H173V190H171ZM178 189H176V190H178ZM153 190H152L153 193H155L156 192V188H153ZM181 190L183 191L182 188H181ZM194 190H195V186H194ZM70 191L71 192L72 191L74 192V195H75V196L73 195L74 197H72V196L69 197L72 194ZM138 191H136V189H135V192H138ZM203 191H205V192H203ZM211 191H214V192H211ZM68 192H70L71 194H69V196L66 197L67 199L65 198L66 201L65 200L62 201L64 199V198H62L63 195H66L67 196ZM114 192H116V193L114 194ZM148 192L151 194V196H150L149 193H147V194L145 193L146 195L144 194L147 197L150 196V198L147 199V203H146V200H143L146 203V204L144 203L145 205H143V201H141L142 202V205H140L141 202L139 200L138 201L140 202V204H139V202H137L138 203L137 209H138V207H141L142 206L141 209H138V210H140L139 211V213H140L139 216L140 215H143L144 216V214H141L142 211H143L142 213H145V212L146 213L147 212L150 213L152 209H154V210H152V212L157 210L156 206L159 207L161 205L160 208H159L161 210H162V208H164L166 206V205L165 206L163 205V207H162V204H164V200H165L164 198H166V197H161L160 195L163 194V196H165L169 191H167V193H161V194L159 192L158 195L161 198L159 196H156L155 195L156 193L153 194L151 192V190L148 191ZM157 192H158V189H157ZM170 192H169L170 195L173 194V192L172 193H170ZM206 192H207L208 195L206 194ZM63 193H65V194H63ZM103 193H104V195H103ZM117 193H120L123 196L124 199L126 198L125 200H123V202L124 201H127V202H129V205L125 207V202H124V204H121V203L120 204H117L116 203L115 205H113L114 207L111 208V209L109 207L108 208L109 210L106 209L107 211H109V215L112 212H114V211H115L114 212L115 214H114V216L112 214L111 217H110L108 215V212L105 211L107 213V215L109 216V218H108L107 215L106 214L104 215V213L101 211L100 206H102L104 202H105V204H104L105 205L104 206V210L106 208V205H108V206L111 205L112 206L113 203L117 202L115 199L121 197ZM174 193H177V192L174 191ZM187 193H188V191H187ZM214 193H216V194H214ZM108 194H109V197H108ZM133 194H134V197H135V194L136 193H133ZM152 194L156 198L157 197H159V198H157L156 201H149L151 199V197L153 196ZM175 195L176 194H174L173 197H176ZM184 195H186V194H184ZM143 196L141 198H143ZM145 196H144V199L147 198V197L145 198ZM104 197H105L106 200L103 199ZM106 197H108V198H106ZM110 197H112V198H110ZM136 197L134 198V200L136 199ZM167 197L168 198H171L169 195ZM177 197H179V195ZM121 199H122V197H121ZM161 199H164V200L162 201ZM171 199L170 200L169 199L167 200V198H166V200L168 201V203H169V201H171L169 204L173 203V201ZM176 199H178V198H176ZM18 200H25L22 203V205H23L22 207L23 208H21L20 211H16V210L15 211H9L8 208H7L8 204H14L16 201L18 202ZM103 200H105V201L103 202ZM107 200H108V202H107ZM110 200H114V201H111L112 204H110L111 203ZM157 200H158V202H157ZM160 200L162 202H160ZM118 202H120V201H118ZM106 203H108V204H106ZM169 204L167 206H169ZM44 205H45V207H47V206L50 207L55 213H57L59 215V216L57 215L58 216V219H55V217H56L55 215H54L55 217H51V216L45 217L44 216L45 218L44 217L32 218V217H29L28 216V214H30V212L34 208L41 207V206H44ZM133 205H135V204H133ZM169 207H171V206H169ZM94 208L97 209V210L99 208L100 209V213L96 212L97 211L96 210L95 211L96 213L93 214L92 212H93V209ZM133 209H136V207L133 206ZM137 209L135 210V214L138 213V210ZM168 209H170V208H168ZM110 210H112V212ZM128 210H129V207L127 209V212H128ZM181 210H182V207H181V209H179V211H181ZM132 211L133 210H131V211L129 210V212H131V213H132ZM157 211H156V213H157ZM185 212H183V213H185ZM146 213H145V215H147ZM171 213H169V214H171ZM173 213H176V212H173ZM183 213H180L179 215H181ZM91 214H92V216H91ZM125 214H126V212H125ZM135 214L132 213L131 215H133L134 217L136 215H138V214H136V215ZM131 215H130V217H131ZM60 216H63V218L61 219ZM139 216H136V217H139ZM160 216L161 215H159V218H157V219L155 218L154 221L156 222L157 220H160L161 219ZM134 217H132L130 219L133 220ZM164 217H165V215H164ZM125 219H126V216H125L124 220ZM127 219H128V221L127 220L126 221L129 223V220H130L129 217ZM145 219H147V218H145ZM163 219L164 218H162L161 220L163 221ZM165 219L166 220L168 219L167 218V215H166V218ZM122 220H123V218H122ZM116 221L118 223H116ZM133 221H136V220H133ZM142 221H144V220H142ZM145 221H146L145 224H147V228H148V225H150L153 220L151 222L148 219L145 220ZM148 221H149L150 224L148 223ZM162 221H161L160 225L163 222L166 223L165 220L163 222ZM113 222L116 223V224H114ZM139 222H141V221H138V223ZM125 223L126 222H124L122 225L125 226L127 224V223L126 224ZM131 223H132V221H131ZM167 223H168V220H167ZM167 223H166V225H167ZM145 224H144V226H145ZM154 224L155 223H153V225ZM86 225H88V226H86ZM111 225H112V227H111ZM131 225L129 223L126 226H129V228H130ZM144 226L141 227L144 230V231L141 230L143 234L140 233L141 236H139V234H138L137 237H136V238H138L136 241H138V240L140 241V242L138 241L137 244L138 243H142V241L144 239L147 240V242H148V239L150 238V236L149 237L145 236V238H144V236L142 237V235H145V234L147 235V233L144 234V232H146ZM154 226L156 227V229L158 231L154 228ZM154 226H153V228H151V226L149 227V229L150 228L153 229L152 232H151V234L154 233L153 232L154 230H155V233L156 232H160L159 230L161 228L163 230L162 225H161V227L159 226L160 229L158 228V225L157 224H155ZM177 226L178 225L176 224L175 227L177 228ZM179 226H180V224H179ZM137 227H138V225H137ZM147 228H146V230H147ZM179 228L180 227L177 228L178 229L177 230L178 234H179V231H180ZM133 230L135 231L136 228H134ZM139 230H138V232H139ZM177 232H175V234ZM135 233H136V231H135ZM122 235H125V234H122ZM179 235L176 236V237H178V238L183 237V236L180 237ZM73 236L74 235H72V237L71 236L70 237L72 239H76V238L79 239V235H78V237L77 236H74L75 238H73ZM106 236L108 237L107 239H106ZM153 236H155V235H153ZM185 236H187V238L186 237L184 238L186 240L185 241H184V239L181 240V241H184L183 242L184 244H186L189 241H191V240H188V239H190L189 238L190 237L189 235H185ZM156 237H157V235H156ZM174 237L175 236H174V233H173L172 235H169V239L170 240L167 238L169 240V242L171 241V243L169 244L168 249H167L168 243H167V245L165 244L166 243V240L165 241H162L163 244L166 245L165 246V249L166 250H169V248H170L169 251L170 252L172 251V253H173V250H171V247L170 246H172V242H173L172 239H176ZM119 238H117V239H119ZM126 238H127V236H126ZM139 238H142L143 240H140ZM178 238L176 239L177 241H179ZM129 239H130V237H129ZM134 239L133 240H130L131 241L130 243H132V244L133 243H136V242H132V241H134ZM8 240H13V238L12 237H9ZM114 240L112 242L113 244L115 242H118L119 243V244L118 243L115 244L117 247H119L118 245H120L121 243H123V241L121 240V238L119 239L120 241H117V240L114 241ZM192 240H193V238H192ZM89 241H92V240H89ZM160 242L161 241H159L158 245L161 244ZM130 243H129V245H130ZM97 244H100V242L97 243ZM113 244L111 246L108 244V246H110V247H108L107 245L104 244V246H107V248H104V246L102 245L103 248H104V249L102 248V250H104L103 252H100L101 251L100 250L101 248H100V246H98L99 247L98 248L99 252L102 253V254H100V256L99 255H96V254L99 253V252L96 251L97 249L94 252H91L92 253L91 254L89 251H91L93 249L87 251L84 248L85 250H82V251H86V253L87 252L88 253L87 254L85 253L86 255H84V257L87 256L86 258H83L81 256L83 258L82 260L83 261L90 260L91 262L93 261L94 263L95 262H102V264H105V263L109 262V260H107V258L113 257L114 253L117 252V251L114 252L115 251L114 248L117 249V247L115 245H113ZM143 244L144 243H142L141 245H143ZM152 244H154V243H152ZM179 244H182V242H180L178 244H174V245H176L175 248H177V246L179 247ZM121 245H125V244H121ZM129 245H127V246L129 247ZM95 246L96 245H94V247ZM113 246H115V247L113 248ZM127 246H124V247L128 248ZM161 246H159V247H161ZM181 246H183V245H181ZM135 247H137V246L135 245ZM150 247H152V245ZM156 247L157 248H155V249H157L156 251H157V254H158V252H159L158 249H160V248H158V246H156ZM162 247H164V246H162ZM87 248L90 249L89 247H87ZM109 248H110V250H108ZM122 248H123V246L120 247L119 249H122ZM152 248H154V247H152ZM155 249H153V250H155ZM183 249H184V247H183ZM140 250L143 251V247H142V249L141 248L138 249V251L136 250L137 253H140L141 252ZM144 250L146 251V249H144ZM166 250H164V251H166ZM63 251H65V250H63ZM67 251L69 252L68 249L65 252H67ZM70 251H72V250H70ZM77 251H75V252H77ZM119 251H121V250H119ZM122 251H123V249H122ZM133 251H135V250L131 249V252H132L131 254H133ZM156 251L155 252L152 251V252L153 253H156ZM164 251H162V254H163ZM169 251H167L169 253V255L167 254L168 256H165L166 255L165 254L164 256L168 260H170V259H173L174 260V258L177 256V254H176L177 251H176V253L174 252L175 255H173V256L170 255V252ZM181 251H183V250H181ZM188 251H190V250H188ZM65 252H62V254L64 253V256L65 255L66 256L70 255V253L67 255L68 252L67 253H65ZM124 252H125V250H124ZM148 252H146L147 254L145 253L147 257L145 256V254H143L147 259L150 258V257L148 258V255L149 256L152 255V254H150L151 253L150 250ZM167 252H165V253H167ZM82 254H84V252ZM185 254H187V253H185ZM185 254H184L183 258L185 257ZM120 256H119V258H116V256H114L115 258H113V259L120 260L121 258H123L124 254H123V256L121 258H120ZM127 256H129V254ZM131 256L133 257L134 255H131ZM186 256H188V254ZM68 257H70V256H68ZM154 257H156V256L154 255ZM154 257H152L151 259L155 260ZM168 257H170V258H168ZM190 257H192V255ZM190 257H189V259H191ZM193 257H195L194 254H193ZM25 258H27V259L25 260ZM51 258H53V257H51ZM179 258H182V257L179 255V257L177 256V258H175V260L178 262V261H180ZM186 258H184V259H186ZM69 259H71V257ZM97 259H99V261ZM128 259L130 260V258H128ZM151 259H149V261H151ZM66 260H68V259L66 258ZM66 260H65V262H66ZM82 260H80V261H82ZM129 260H127V261H129ZM132 260L133 259H131V261ZM139 260H143V263H144L145 262L144 260H146V259L140 257ZM196 260H197V258H196ZM31 261H32V263H30ZM72 261H74V260H72ZM149 261H148V264H150ZM163 261H164V259H163ZM163 261H161V262H163ZM176 261L175 262L173 261L174 263L173 262L172 263L173 264H176L177 263ZM185 261H187V259ZM185 261L183 263H185ZM189 261H188V263H189ZM110 262L114 263L113 261H110ZM140 262L141 261H139V263ZM155 262L158 263L160 261L158 259H156ZM155 262H152V263L156 264ZM161 262L159 264H161ZM181 262L182 261H180V263ZM125 263L126 262H124L123 264H125ZM146 263L147 262H145V264ZM61 264H62V261H61ZM95 264H97V263H95ZM128 264H129V262H128ZM260 264H262V263H260Z\"/></svg>",
    "mask_w": 264,
    "mask_h": 264
},
{
    "label": "built area",
    "instance_id": "3",
    "mask_svg": "<svg viewBox=\"0 0 264 264\" xmlns=\"http://www.w3.org/2000/svg\"><path fill=\"white\" fill-rule=\"evenodd\" d=\"M253 18H259V14L258 12H254L253 15H252ZM209 233H212L211 231Z\"/></svg>",
    "mask_w": 264,
    "mask_h": 264
}]
</instances>
